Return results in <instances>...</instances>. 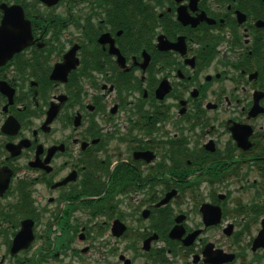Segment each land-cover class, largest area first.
<instances>
[{"label": "flooded vegetation", "instance_id": "flooded-vegetation-1", "mask_svg": "<svg viewBox=\"0 0 264 264\" xmlns=\"http://www.w3.org/2000/svg\"><path fill=\"white\" fill-rule=\"evenodd\" d=\"M3 1L0 264H264V0Z\"/></svg>", "mask_w": 264, "mask_h": 264}, {"label": "water", "instance_id": "water-1", "mask_svg": "<svg viewBox=\"0 0 264 264\" xmlns=\"http://www.w3.org/2000/svg\"><path fill=\"white\" fill-rule=\"evenodd\" d=\"M5 8V17L1 29L8 32L12 30L11 46L17 51L24 48L32 38L31 23L25 18L24 9L21 5H7L3 3ZM16 33V35H14Z\"/></svg>", "mask_w": 264, "mask_h": 264}]
</instances>
